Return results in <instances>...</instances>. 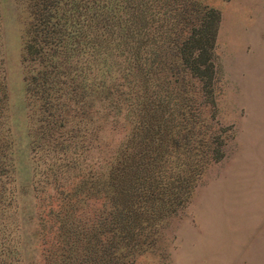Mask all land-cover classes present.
<instances>
[{
  "label": "trees",
  "instance_id": "16d2710c",
  "mask_svg": "<svg viewBox=\"0 0 264 264\" xmlns=\"http://www.w3.org/2000/svg\"><path fill=\"white\" fill-rule=\"evenodd\" d=\"M24 2L30 152L52 171L35 195H54L39 222L42 264H118L119 244L151 241L219 156L206 111L190 104L208 92L219 12L195 0ZM119 116L124 139L97 163L101 123Z\"/></svg>",
  "mask_w": 264,
  "mask_h": 264
},
{
  "label": "rangeland",
  "instance_id": "374dc122",
  "mask_svg": "<svg viewBox=\"0 0 264 264\" xmlns=\"http://www.w3.org/2000/svg\"><path fill=\"white\" fill-rule=\"evenodd\" d=\"M195 1L215 8L220 16L209 58L212 77L203 87L208 92L198 98L200 105L189 101L193 110L201 106L206 111L200 116L215 131L219 156L205 164L186 202L164 219L151 241L133 248L119 244L118 264H264V0ZM24 6V0H0L4 264H42L39 225L49 217L44 216L45 203L54 196L46 195L51 169L30 152L35 115L24 93ZM194 90L196 84L186 87L191 97ZM101 124L92 151L97 163L123 141L127 129L120 116ZM9 161L11 177L6 173ZM43 188L46 194L36 196Z\"/></svg>",
  "mask_w": 264,
  "mask_h": 264
}]
</instances>
